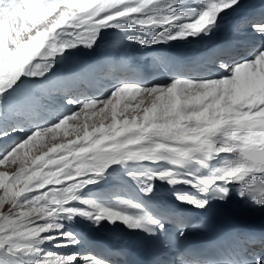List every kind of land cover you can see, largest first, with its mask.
<instances>
[{
  "label": "snow or ice",
  "instance_id": "1",
  "mask_svg": "<svg viewBox=\"0 0 264 264\" xmlns=\"http://www.w3.org/2000/svg\"><path fill=\"white\" fill-rule=\"evenodd\" d=\"M242 4L0 0V166L17 165L15 171H0V264H21L20 252L31 254L32 264H115L93 252L44 248L48 242L56 249L79 244L74 233L62 231V221L77 215L96 224L119 222L152 237L166 239L171 231L165 247L178 259L160 264H264V233L235 222L220 226L201 246L184 244L192 228L202 227L193 224V211H207L213 200L227 201L235 193L264 208V16L245 22L251 34L242 53L230 44L212 49L217 70L202 77L166 58L147 69H129L146 78L121 72L105 82L103 62L69 63L65 55L80 45L92 48L108 28L128 32L126 39L142 48L209 37L222 16ZM69 121L75 138L45 145L29 161L37 140H55L61 129L68 137ZM216 160L221 162L210 173L190 170L207 169ZM129 161L170 165L128 172L133 179L146 177L141 187L146 195L154 179L196 191L177 192V206L155 209L80 195L110 166Z\"/></svg>",
  "mask_w": 264,
  "mask_h": 264
},
{
  "label": "bare ground",
  "instance_id": "2",
  "mask_svg": "<svg viewBox=\"0 0 264 264\" xmlns=\"http://www.w3.org/2000/svg\"><path fill=\"white\" fill-rule=\"evenodd\" d=\"M181 6H183V5H178L177 7H181ZM227 19H228L227 18V14H224L222 16L221 21H220V27L218 29H215L214 32H213V34L211 36H209V37H206V39L207 38H213L217 34H219L218 37L222 36L225 33V31H226V28H225V26L222 23H224L225 21H227ZM148 34H151V32H149ZM202 39H203V35H199V36H195V37H188V38L182 39V40L181 39H178V40L170 41L167 44L154 45V46H152L150 48H147L148 55L151 56V57H155V58H156V56L159 57V55L161 53L158 52L159 49L156 48L155 46H167L168 48H170V46L172 44L177 43V42H187L186 44L189 45L191 48H193L195 50H198L202 46L210 47L211 49L216 48V46H210L212 43H208V39L205 42V45H201V40ZM177 45H181V44L179 43ZM138 46L141 47L139 44H138ZM83 49L85 50L87 48L86 47L84 48V46H81L80 45V46H77L76 48H73V50H68L67 49L66 52H65V55L68 57V62L70 63V60H72L77 54L84 53V55H85V52H83L84 51ZM135 55L138 56L137 54H135ZM108 60H110V59H106V61H108ZM65 66H68V65H65ZM162 79H164V78L162 77ZM104 91L105 90H103V92ZM223 155L224 154H221V157H223ZM220 162H221L220 160H216V161L210 162V167L209 168H207V169H200V168H198V170L196 172L197 173H200V172L210 173V172L213 171V168L215 166H218L220 164ZM133 163H131L132 165H130L129 168L132 169V170H136L137 167L135 166L136 168H134ZM138 164L149 165V164H152V163H150V162H147V163L141 162V163H138ZM144 165H142V166L144 167ZM164 165L167 166L166 164H164ZM168 166H170V165H168ZM160 168H163V166H160ZM165 185H166V181H160L158 187L159 188H164ZM177 185H178V187H182V189H184L182 191H185V190H195L190 185H187V184L180 183V184H177ZM137 186H138V190H140L141 189V186H139V185H137ZM168 187L169 186L166 187L165 193H164V190H161V189H157L156 190L154 188L153 191L150 194H147V195H151L153 197H162L164 195H170V196H172V194H171L172 193V190H169ZM112 188L114 190V187H111L109 189H112ZM83 189H84V187L80 190V192L84 191ZM105 191H107V190H105ZM174 192H176V193L179 192V188H175L174 189ZM234 197H235V199H237V202L241 204L240 197L237 196V195H234ZM141 204L144 205L147 208H150V209L153 208V207H155V205L153 203V200H148L147 203L144 201V202H141ZM81 205L84 207L83 204H81ZM75 218H77V221L82 222L83 223V226L86 227L88 229V231H91V233H94L95 232V233H97V235H100V234L101 235H104V234L105 235H112L113 233L115 234L117 231H119V227H120L117 223L113 227H106L102 223L96 224L92 220H91L92 224L90 225L89 224L90 223L89 222V219H87V218H84V217H81V216H78V215L75 216ZM64 222L70 223V220L65 219V220L62 221V223L64 224ZM92 225H95V227L91 230V228L89 226H92ZM137 237H138V239H141L140 232L137 233ZM86 240L89 241V239H86ZM76 249H83V250H85V246L82 243H80V244H78L76 246L75 250ZM60 250H62L63 252H69V251H73V248H72V246H70L69 248L65 249L66 251L64 249H60ZM17 254H18L17 256H21L22 258L23 257L28 258V257L24 256V254L22 252L17 253Z\"/></svg>",
  "mask_w": 264,
  "mask_h": 264
},
{
  "label": "rangeland",
  "instance_id": "3",
  "mask_svg": "<svg viewBox=\"0 0 264 264\" xmlns=\"http://www.w3.org/2000/svg\"><path fill=\"white\" fill-rule=\"evenodd\" d=\"M103 30H109V31H113V30H117V29H114V28H108V29H102L101 31ZM119 31V30H117ZM120 32V31H119ZM123 33V32H121ZM107 35V34H105ZM82 46V45H81ZM85 48V47H84ZM68 50H73V48H70ZM84 50V49H83ZM96 53V51L94 52ZM93 120H96L97 118L93 117L92 118ZM81 121H83V117L81 118ZM73 122L72 121H69V127H68V132H69V135L68 137H65V133H64V130L61 129L59 130V132L57 133V136H56V139L53 140L51 138V136L49 137H45L43 139H39L35 142V147L32 148V151L29 153V161L31 159V157L33 155H39L40 154V151L43 150V151H46L47 148L45 147V145H47L48 147H51V145L53 143H62V142H66V139L67 138H71V139H74L75 136L72 135V132H73V129L70 127V125L72 124ZM16 167L17 165H11V164H8V165H5V166H0V171H9V172H12V171H15L16 170ZM65 231V230H63ZM50 246H52L50 244ZM55 250L57 251H62L60 249H56ZM65 250V249H64ZM66 251V250H65ZM76 251H83V249H76ZM63 252V251H62ZM24 254V256L28 257V258H25V257H21V256H17L18 254H16L17 258L20 260L21 264H28V263H32V256L31 254H28V253H25V252H22Z\"/></svg>",
  "mask_w": 264,
  "mask_h": 264
}]
</instances>
